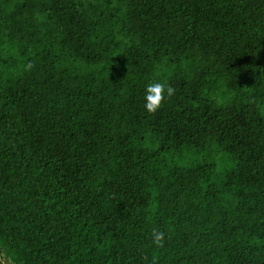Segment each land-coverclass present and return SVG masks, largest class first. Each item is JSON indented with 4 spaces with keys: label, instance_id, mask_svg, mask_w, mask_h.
Returning <instances> with one entry per match:
<instances>
[{
    "label": "trees",
    "instance_id": "1",
    "mask_svg": "<svg viewBox=\"0 0 264 264\" xmlns=\"http://www.w3.org/2000/svg\"><path fill=\"white\" fill-rule=\"evenodd\" d=\"M157 79L177 92L149 114ZM0 242L264 264V0H0Z\"/></svg>",
    "mask_w": 264,
    "mask_h": 264
},
{
    "label": "clouds",
    "instance_id": "2",
    "mask_svg": "<svg viewBox=\"0 0 264 264\" xmlns=\"http://www.w3.org/2000/svg\"><path fill=\"white\" fill-rule=\"evenodd\" d=\"M257 55V54H254ZM33 66L29 64L27 68L30 70ZM177 89L167 80H154L146 85L144 93V108L149 114L158 112L162 105L171 100L176 95ZM151 243L162 248L165 244V233L159 229H154L151 233ZM147 259V257H145ZM0 264H18V258L10 250L6 242H0ZM151 264H156L153 257Z\"/></svg>",
    "mask_w": 264,
    "mask_h": 264
}]
</instances>
